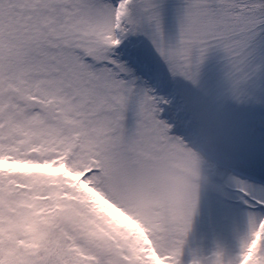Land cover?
<instances>
[{
  "label": "snow or ice",
  "instance_id": "snow-or-ice-1",
  "mask_svg": "<svg viewBox=\"0 0 264 264\" xmlns=\"http://www.w3.org/2000/svg\"><path fill=\"white\" fill-rule=\"evenodd\" d=\"M0 264H264V0H0Z\"/></svg>",
  "mask_w": 264,
  "mask_h": 264
}]
</instances>
